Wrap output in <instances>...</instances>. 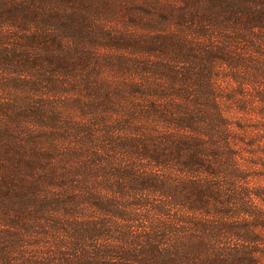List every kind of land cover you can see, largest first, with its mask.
<instances>
[{
  "label": "trees",
  "instance_id": "1",
  "mask_svg": "<svg viewBox=\"0 0 264 264\" xmlns=\"http://www.w3.org/2000/svg\"><path fill=\"white\" fill-rule=\"evenodd\" d=\"M0 264H264V0H0Z\"/></svg>",
  "mask_w": 264,
  "mask_h": 264
}]
</instances>
